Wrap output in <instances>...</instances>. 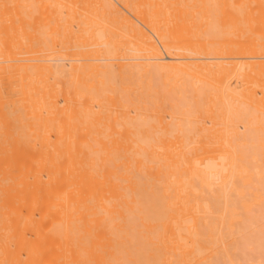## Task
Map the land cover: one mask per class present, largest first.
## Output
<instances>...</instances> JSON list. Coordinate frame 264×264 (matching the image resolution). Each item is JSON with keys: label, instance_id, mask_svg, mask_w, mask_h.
Returning <instances> with one entry per match:
<instances>
[{"label": "bare ground", "instance_id": "6f19581e", "mask_svg": "<svg viewBox=\"0 0 264 264\" xmlns=\"http://www.w3.org/2000/svg\"><path fill=\"white\" fill-rule=\"evenodd\" d=\"M0 264H264V0H0Z\"/></svg>", "mask_w": 264, "mask_h": 264}]
</instances>
